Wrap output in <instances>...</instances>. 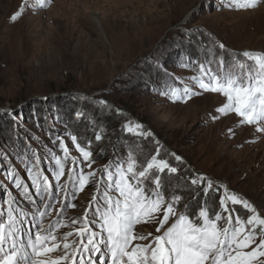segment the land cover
<instances>
[{"label":"rangeland","instance_id":"rangeland-1","mask_svg":"<svg viewBox=\"0 0 264 264\" xmlns=\"http://www.w3.org/2000/svg\"><path fill=\"white\" fill-rule=\"evenodd\" d=\"M229 2L50 0L41 7L37 0H0V204L10 191L31 220V213L43 206L27 179L33 152L55 185L50 153L63 155L60 137L71 156L82 159L70 139L75 135L82 146L91 141L97 178L104 165L125 161L130 150L143 166L159 149L158 158L178 169L163 174V192L166 199L173 193L182 196L179 211L188 205L189 215L195 216L207 200L214 215L223 193L215 189L222 184L264 217V131H257L264 124H241L235 113L217 112L226 98L203 91L191 79L200 74L201 64L215 70L221 57L231 61L244 51L264 52V2L251 9L228 7ZM185 87L200 94L188 100L165 94L170 88L182 93ZM129 121L142 130H125ZM72 166L69 160L65 172ZM9 168L29 184L35 204L12 187L14 181L6 178ZM194 174L213 180L207 197L202 187L190 184ZM146 183L154 187L151 180ZM95 191L92 182L71 201L75 208H64L68 227L58 230L61 236L72 231L70 220L83 216ZM59 207L56 203L43 218L45 226L58 219ZM234 207L240 217L250 215L242 206ZM157 226L153 221L136 231L155 236ZM63 255L61 246L41 259Z\"/></svg>","mask_w":264,"mask_h":264},{"label":"snow or ice","instance_id":"snow-or-ice-1","mask_svg":"<svg viewBox=\"0 0 264 264\" xmlns=\"http://www.w3.org/2000/svg\"><path fill=\"white\" fill-rule=\"evenodd\" d=\"M48 2L37 0V6H46ZM261 2L264 0H230L227 6L251 9ZM19 15L17 12L11 19ZM218 46L225 48L222 43ZM239 56H233L231 61L219 58L215 70L201 64L200 74L191 79L203 91L220 93L226 98L217 112L235 113L241 118V124H264V52L244 51ZM165 94L173 100H188L200 93L185 87L182 93L170 88ZM142 128L141 124L131 121L124 125L129 132ZM257 131H264V127H257ZM137 134L151 135L143 131ZM70 139L82 159L71 156L64 139L57 137L63 155L50 153L54 167L49 171L57 182L55 185L44 175L40 157L33 152L35 162L26 169L27 179L43 206L31 213V220L16 196L7 191V198L0 204V264H61L69 260L76 264L77 257L79 264H97V258L99 264H264V217L248 200L220 184L215 189L216 192L223 189L220 211L213 215L205 200L196 215L191 216L188 205L183 211L178 210L181 195L173 193L165 198L163 174L173 175L178 169L158 158L159 149L143 166L135 151L130 150L125 161L113 167L104 165L97 178V170L92 168L91 141L82 146L75 135ZM100 139L97 134L96 140ZM173 155L177 161L182 159ZM69 160L73 166L66 173ZM65 175L67 178L60 183ZM6 178L14 181L12 187L24 200L36 203L29 184L13 168L7 170ZM149 180L154 187L147 186ZM92 182L96 184V191L83 216L72 218V231L61 236L58 230L68 227L63 220L64 208H75L71 201ZM190 184L202 187L205 197L214 188L213 180L203 174H194ZM56 203L60 204L56 209L58 219L45 226L43 218L51 214ZM236 205L250 215L246 219L240 217L235 213ZM153 221H158V235L137 233L138 225ZM61 246L63 256L51 261L41 259Z\"/></svg>","mask_w":264,"mask_h":264}]
</instances>
